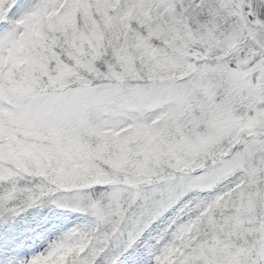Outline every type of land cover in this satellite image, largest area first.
<instances>
[{
  "label": "snow or ice",
  "instance_id": "1",
  "mask_svg": "<svg viewBox=\"0 0 264 264\" xmlns=\"http://www.w3.org/2000/svg\"><path fill=\"white\" fill-rule=\"evenodd\" d=\"M0 264H264V0H0Z\"/></svg>",
  "mask_w": 264,
  "mask_h": 264
}]
</instances>
